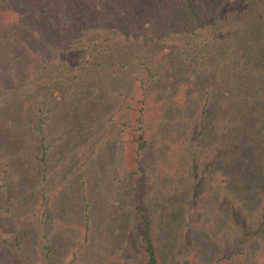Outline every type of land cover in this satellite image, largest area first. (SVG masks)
<instances>
[{
    "label": "rangeland",
    "instance_id": "rangeland-1",
    "mask_svg": "<svg viewBox=\"0 0 264 264\" xmlns=\"http://www.w3.org/2000/svg\"><path fill=\"white\" fill-rule=\"evenodd\" d=\"M252 1L246 12L237 16L235 27L240 34L249 35L252 51H262L257 59L264 65V33L249 31L259 25L264 0ZM0 19L8 23L13 20L10 10L1 5ZM126 45L131 47L126 52L127 67L117 76L103 78L100 88L78 94L69 102L54 93L55 107L50 113L54 119L44 127L46 145L52 143L44 179L34 157L36 140L27 120L14 121L11 115L7 119V127L19 136V141L10 155L4 146L0 152V264H70L74 250L85 239L76 264H135L130 255L135 241L126 203L132 149L129 107L136 104L141 82L149 74L164 70L166 46L139 42ZM21 60L20 56L14 59L12 70ZM12 70L9 72L14 83L19 73ZM211 79L200 80V101L190 95L191 110H175V101H185V94L176 90L171 102L173 115L158 116L156 120L155 114L152 124L159 148L155 160L160 158L163 164L152 179H159L156 185L161 190L164 176L170 177L166 175L169 171L177 169L189 179L194 176L192 169L202 173L203 162H217L211 174L203 171L204 188L196 200L209 226L203 232L215 235L208 234L204 240L208 247L200 250L197 260L191 256L197 264H216L214 252L223 246L217 238L229 236L231 246L239 241L243 230L254 228L264 216V121L239 107L226 110L229 100L215 90ZM208 93L212 114L223 106L221 115L218 113L221 128L206 125L201 129V139L202 134L195 130L201 127L198 120ZM35 101L28 104V109L19 110L22 118L38 115L42 105ZM231 115L233 121L227 122ZM8 186L14 196L11 200ZM154 193L162 194L156 190ZM180 211L170 217L158 213V247L163 264H173L179 255L181 231L185 230V223L175 219ZM261 231L249 244L246 240L239 242L241 254L224 264H264V229ZM195 241L199 242L198 237ZM45 244L52 249L50 263L46 262ZM190 246L195 251L196 243Z\"/></svg>",
    "mask_w": 264,
    "mask_h": 264
},
{
    "label": "trees",
    "instance_id": "trees-1",
    "mask_svg": "<svg viewBox=\"0 0 264 264\" xmlns=\"http://www.w3.org/2000/svg\"><path fill=\"white\" fill-rule=\"evenodd\" d=\"M251 3L252 0H0L1 7L13 16L11 23L0 19V152L4 146L10 155L18 146L19 136L11 134L13 131L7 127L9 116L14 121L27 120L36 140L34 157L44 179L52 144L46 145L44 127L54 119L50 114L55 107L54 93L69 102L78 94L100 88L103 78L117 76L127 67L126 52L131 47L126 44L166 46L164 70L149 74L141 82L136 104L129 107L132 149L126 203L135 241L130 255L135 264H163L158 247V213L170 217L181 210L175 219L185 223V230L181 231L180 251L173 264H197L192 259L197 260L200 250L208 247L204 241L208 234L215 235L203 232L209 226L196 200L204 188L203 171L211 174L217 162H203L202 173L192 169L194 176L189 179L177 169L169 171L166 175L170 177L164 176L162 181V190L158 188L159 179L152 176L163 164L160 158L155 160L159 148L154 139L153 118L155 114L156 120L158 116L161 119L163 115H173L171 102L176 90L185 94V101L184 106L175 101V110H191L190 95L200 101V80L212 77L215 90L229 100L226 110L239 107L264 121V65L257 59V53L262 51H252L249 35L240 34L235 27L237 16L243 15ZM260 19L259 25L249 30L252 34L264 33V14ZM19 56L22 60L14 68L19 76L13 83L9 71ZM209 96L206 94L200 112L201 127L195 130L202 134L201 139V129L206 125L210 129L221 128L218 113L221 115L223 106L212 114L213 109H208ZM35 100L44 108L37 109V116L22 118L19 110L28 109ZM231 121L232 115L227 122ZM176 125L177 119L173 120V127ZM154 190L162 194L155 195ZM7 191L13 199L11 187ZM159 208L166 212L162 214ZM263 229L264 216L254 228L243 230L239 241L231 246L229 236L217 238L223 246L214 252L216 264L241 254L239 242L246 240L249 244ZM85 241L74 250L70 264H76L81 257ZM194 242L197 247L192 251L190 245ZM43 249L46 262L50 263L52 249L46 244Z\"/></svg>",
    "mask_w": 264,
    "mask_h": 264
}]
</instances>
